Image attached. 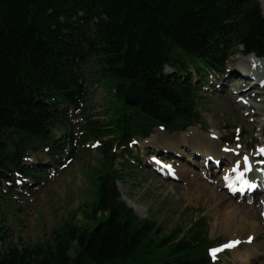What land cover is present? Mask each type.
I'll use <instances>...</instances> for the list:
<instances>
[{
  "label": "trees",
  "instance_id": "obj_1",
  "mask_svg": "<svg viewBox=\"0 0 264 264\" xmlns=\"http://www.w3.org/2000/svg\"><path fill=\"white\" fill-rule=\"evenodd\" d=\"M236 48L264 57L258 0H0V189L17 176L43 180L40 163L28 165L32 154L56 166L73 154L66 132L89 94L87 65L118 101L107 122L82 127L84 142L100 141L103 161L97 198L80 207L85 223L75 213L46 241L0 253V264H212L206 222L181 236L140 218L122 199L115 164L155 128L201 124V88ZM133 82L144 90L140 108L124 101ZM55 129L67 131L58 138ZM7 238L0 217V243Z\"/></svg>",
  "mask_w": 264,
  "mask_h": 264
},
{
  "label": "rangeland",
  "instance_id": "obj_2",
  "mask_svg": "<svg viewBox=\"0 0 264 264\" xmlns=\"http://www.w3.org/2000/svg\"><path fill=\"white\" fill-rule=\"evenodd\" d=\"M258 1L262 12H264V0ZM231 54L233 56L227 63L225 73L212 76V78L208 75V80L201 88L202 100L200 102L204 115L202 123L191 126L185 131H164L167 140L174 145L180 142L178 139L180 135L189 132L192 128H198L208 135L219 134L223 148L237 150L238 154L240 152L250 153L258 159V154L264 152V101L259 102L264 99V91L261 92V88L258 87L250 89V93L253 94L260 91L259 101L253 102L252 105L244 101L242 104L247 108L242 113L232 110V99L239 96L240 90L233 87L232 81L228 79L231 69L238 71L236 74H241L242 80H248L251 73L248 74L241 70V66H245L246 59L242 56V48L234 49ZM85 70L87 72L85 77L89 82V94L86 102L76 115L77 117L71 120L68 131L54 130L56 137H60L63 131L74 134L72 145L75 151L73 154L66 155L65 157L68 159H62L64 165L56 168L49 159L43 156V153H40L29 161L33 166L37 163L41 164L46 177L40 183H32L30 180L19 178L20 180L12 182L10 186L6 185L0 189V217L8 229V238L5 242L0 243V253L13 247L21 248L46 241L55 228L75 213V222L85 223L80 207L84 202H92L97 198L95 174L103 162L100 141L89 139L84 142L81 137L82 127H84L83 124L87 118H91L93 121L107 122L106 112L114 108L118 101L112 84L100 81L98 76L94 75L95 69L92 66L87 65ZM166 71L167 73L172 72L169 68ZM194 80L200 84L202 78H198L196 75ZM111 81L115 82L113 79ZM242 82L244 81H241L240 84L244 85ZM250 83L246 84L247 87ZM224 84L226 87L223 88ZM225 90H228L229 94H223ZM242 95L240 94V97ZM238 100L240 101L241 98ZM160 130L154 129L153 134L156 135ZM153 134L148 139L139 140L137 146L133 147L134 158L128 159L127 154L124 153L123 159H118L115 164V168L120 173L117 186L122 199L127 204L131 203L137 211L128 204L130 208L142 219L157 221L165 229L166 234L173 231H178L179 235L185 234L195 222L203 219L207 224L211 248L226 245L234 237L240 238V246L215 255V259L212 257L213 264H239L240 254L248 253L246 244L252 240L264 255V211L260 213L259 208L260 205L264 207V197L258 196L260 200L242 201L250 208L255 205L259 208L257 218H259L258 221L263 230L252 240H250V234L241 232L239 226L234 227V231L225 228L223 218L215 210L214 202H207L203 192L200 194L197 192L194 196H190L189 182L185 177H178L177 180L168 179L154 168L151 158L155 156L164 159L163 161L173 164L178 169L194 174V179L201 181L202 183H200L204 186H211L212 183H207L205 178L200 179L202 159L190 157L191 153L180 156V151L167 149L162 144H152ZM104 141H107V138L102 140V142ZM114 152L119 154L121 150L114 146ZM215 166V163H210L209 167L218 177L226 171L225 163L220 164V167ZM225 193L224 186L218 190L220 198L223 197L225 202H230L232 199H226ZM249 212L252 213L251 209ZM253 259L251 257L248 264H255L257 260Z\"/></svg>",
  "mask_w": 264,
  "mask_h": 264
},
{
  "label": "bare ground",
  "instance_id": "obj_3",
  "mask_svg": "<svg viewBox=\"0 0 264 264\" xmlns=\"http://www.w3.org/2000/svg\"><path fill=\"white\" fill-rule=\"evenodd\" d=\"M264 8V6H263ZM253 63L256 65L253 66ZM245 66H241V70L246 73H252L253 78H251L250 81L242 80L243 77H241V74H236L238 71L235 69H231V74L229 75L228 79L229 81H232V86L237 88L239 91V96H235L234 99H232L231 102V108L235 112H244V110L247 108L242 103L244 101H247L246 103L249 105H252L253 102L257 101L259 97L260 91H257L258 93L253 94L250 93L251 88H261V92L264 91V85L260 86L259 83L264 80V69L261 70L259 67H264V58L258 59L254 55H250L246 57L244 61ZM240 68V67H239ZM238 69V68H237ZM247 74V75H248ZM251 75V74H250ZM242 78V79H241ZM241 81H244L240 84ZM253 84L254 82H257V85H252L247 87L246 84ZM226 84L223 85V88L226 87ZM237 91V90H236ZM238 92V91H237ZM256 92V91H255ZM223 94H229L228 90H225ZM240 94H243L240 97ZM229 97V96H228ZM241 98L239 101L238 99ZM259 101V100H258ZM264 99H261L259 102H263ZM230 105V104H229ZM246 113V112H245ZM263 133V132H262ZM180 140L177 144H171L166 137L165 131H158L156 135L153 134L151 140L152 144H162L167 149H173L180 151V156H185L186 154H190L193 156L194 159L200 158L202 159V162L200 164V170H201V177L200 179L203 180L205 178L207 180V183L211 182V186H204L201 184L202 182L198 179H194V174H190L186 171H182L178 169L177 167H174L176 170V173L178 174V177L184 178L189 182V195L194 196L197 192L204 193L206 197L207 202H214L215 203V210L221 215L223 218V225L225 228L230 229L234 231V227L239 226L241 232L249 233L252 240L260 231L263 229L260 226V223L258 221V209L260 208V213L264 211V207L258 208L257 205H255L253 208H250L247 206L244 202L240 201L239 199H234L229 197L225 193V198L229 200L232 199L230 202H225L224 199L220 198V194H218V190H221L223 187V179H226L228 177L229 180H232L234 172L232 171L233 168H236L235 163L237 161L241 162V166L238 170H243L242 163L244 159V154L240 152L238 155L237 150L232 149H226L223 148L221 145V138L219 134L215 135L213 134H204L202 131H200L198 128L196 129H190L189 132L180 135L178 137ZM259 155H263V153L258 154V159L254 158L252 156L251 160L254 158V162L259 159ZM264 156V155H263ZM209 157H212L214 160H221L222 163H225L226 165V171L223 172L221 176L218 177V175L213 173V169H210V164L206 166V161ZM245 157L250 158L249 155H245ZM256 157V156H255ZM153 160V159H152ZM257 162H262L257 161ZM253 163V162H252ZM155 168H158V171L164 175H167L166 171L159 168V166L154 165ZM256 173V169H255ZM201 182V183H200ZM203 185V186H202ZM250 201L257 200L256 197L250 196ZM128 204L136 210V208L131 205V203L128 202ZM251 209V212L249 210ZM137 211V210H136ZM221 228V227H220ZM235 236V235H234ZM240 238H233L232 241H239ZM248 248L247 254H240L239 256V264H248L251 260V257H253V260H257L256 263L258 264H264V255L257 249L256 244L253 242H250L246 244ZM264 252V251H263ZM255 263V264H256Z\"/></svg>",
  "mask_w": 264,
  "mask_h": 264
},
{
  "label": "water",
  "instance_id": "obj_4",
  "mask_svg": "<svg viewBox=\"0 0 264 264\" xmlns=\"http://www.w3.org/2000/svg\"><path fill=\"white\" fill-rule=\"evenodd\" d=\"M124 100L130 107L140 108L144 103L143 88L137 82H133L126 92ZM4 133H9V129H4Z\"/></svg>",
  "mask_w": 264,
  "mask_h": 264
},
{
  "label": "snow or ice",
  "instance_id": "obj_5",
  "mask_svg": "<svg viewBox=\"0 0 264 264\" xmlns=\"http://www.w3.org/2000/svg\"><path fill=\"white\" fill-rule=\"evenodd\" d=\"M245 160V164L247 165V157L244 158ZM239 164H237V167L236 168H233L232 171L233 172H236L237 173V177H236V180L232 182V184H235V183H239L241 185V187H246V186H250L248 181L245 180L243 178V173L240 172L239 170ZM226 179H228V177H226ZM232 184H229V187L231 188L232 187ZM236 243H239V241H232V242H229L228 244L226 245H223V247H232L234 246ZM222 248H213L210 250V254L213 256V259H215V254L219 251L222 250Z\"/></svg>",
  "mask_w": 264,
  "mask_h": 264
}]
</instances>
